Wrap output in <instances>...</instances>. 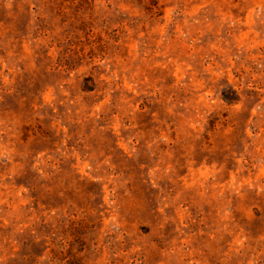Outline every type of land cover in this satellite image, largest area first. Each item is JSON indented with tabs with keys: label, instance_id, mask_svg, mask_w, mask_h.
I'll return each mask as SVG.
<instances>
[{
	"label": "rangeland",
	"instance_id": "rangeland-1",
	"mask_svg": "<svg viewBox=\"0 0 264 264\" xmlns=\"http://www.w3.org/2000/svg\"><path fill=\"white\" fill-rule=\"evenodd\" d=\"M0 264H264V0H0Z\"/></svg>",
	"mask_w": 264,
	"mask_h": 264
}]
</instances>
